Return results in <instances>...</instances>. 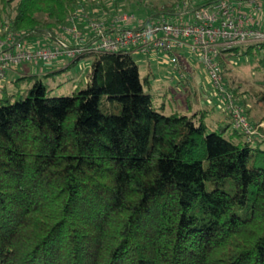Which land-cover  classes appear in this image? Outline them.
<instances>
[{
  "label": "trees",
  "instance_id": "trees-1",
  "mask_svg": "<svg viewBox=\"0 0 264 264\" xmlns=\"http://www.w3.org/2000/svg\"><path fill=\"white\" fill-rule=\"evenodd\" d=\"M214 1L0 0V38L51 39L87 4L175 19ZM242 45L223 54L254 48L264 69V42ZM85 57L86 86L70 94L37 75L0 91V264H264V139L226 111L213 128L207 109L157 110L129 52L69 68Z\"/></svg>",
  "mask_w": 264,
  "mask_h": 264
},
{
  "label": "built area",
  "instance_id": "built-area-1",
  "mask_svg": "<svg viewBox=\"0 0 264 264\" xmlns=\"http://www.w3.org/2000/svg\"><path fill=\"white\" fill-rule=\"evenodd\" d=\"M61 30L53 45L43 47H27L12 35L0 38V80L11 67L23 63L121 51L145 57L161 53L182 78L180 60L187 49L198 57L234 127L246 134L253 131L241 106L227 92L218 58L237 45L264 42L263 0H216L191 10L183 7L175 19L139 18L129 12L96 18L81 11L71 15Z\"/></svg>",
  "mask_w": 264,
  "mask_h": 264
},
{
  "label": "rangeland",
  "instance_id": "rangeland-1",
  "mask_svg": "<svg viewBox=\"0 0 264 264\" xmlns=\"http://www.w3.org/2000/svg\"><path fill=\"white\" fill-rule=\"evenodd\" d=\"M164 1L166 0H148L149 3H162ZM94 8L95 6L92 7L87 4L83 12L96 18L111 16L122 12L133 13L136 17L145 18L147 10L143 5H137L136 7L130 8L126 7L125 4L117 9L111 5V7H109V11H104L100 7ZM244 48L247 49L246 44L240 47V49ZM248 51V57H236L223 54L220 57L222 60L221 68L227 92H229V95L232 97L235 103L241 106L247 120L253 126V131L247 135L251 138L258 137L259 139L263 140L264 69H256V60L258 57H260L259 55L251 58V55L255 49L249 48ZM133 57L137 62L141 79L147 76L150 81V85L144 86V91L153 95L157 110L162 111L159 106L164 104L166 107V111H164L165 114H168L170 109H172L173 112L177 111L185 113L189 103L192 104V109L203 107L204 109L209 110L205 120L208 122L210 127L214 128L218 122L221 123L224 121L226 112L222 110V107L218 102L219 98L217 97L215 90L212 88L208 77H206L203 73L202 65L199 63V59L196 55H193L192 59L194 60V65L197 67L200 76L189 75L190 78L187 81L188 84L183 85L185 88L178 87L176 85L178 76L173 65L170 63L169 58L160 56L155 60H150L151 62L148 65L146 62H144L145 60L143 59V56L133 54ZM91 60L92 59L89 57L81 58L75 63V65L68 69V72L62 75L61 73H55L54 77L52 78L47 76L41 77L43 83L46 85L48 90H50V95L70 94L76 88L85 87L88 81ZM169 74L171 77L168 76ZM198 80L200 81L198 87H193L190 85L193 81L196 83ZM59 82L62 84L59 85ZM165 83L171 86L168 88V92H166L167 90L165 89ZM1 84L2 82H0V86ZM230 88L234 89L236 93H233ZM260 97L262 98L260 99ZM242 99L244 100V104H246V106H242L240 103L239 100ZM110 104V100L102 99L100 108L104 112L112 111ZM212 104L215 105V110L212 109ZM250 107L252 109L251 114L247 115L245 110ZM192 109L191 112L193 111ZM260 147L264 148V143L261 144Z\"/></svg>",
  "mask_w": 264,
  "mask_h": 264
},
{
  "label": "crops",
  "instance_id": "crops-1",
  "mask_svg": "<svg viewBox=\"0 0 264 264\" xmlns=\"http://www.w3.org/2000/svg\"><path fill=\"white\" fill-rule=\"evenodd\" d=\"M24 44L27 47L30 48H35V47H43V46H50L53 45L54 43V37L53 39L51 38H32V39H25L23 40ZM160 56H164L161 53L159 54H155L152 56H148L145 57L143 56V59L145 60L144 62H146L148 65L150 64V60H155ZM192 54H190L188 52V50L186 49L185 51H183V56L181 57L180 63H181V67L184 73V76L182 78H178L176 85L178 87H183L185 88V86L188 84L187 81L189 80L191 75H198L200 76V73L197 70V67L194 65V60L192 59ZM198 58V57H197ZM72 60L70 59H66V58H59L50 62H38V63H23L17 66H13L11 67L5 74V78L0 81L2 82L1 86H0V91L1 89H5L8 92H13L15 90V86H16V80L21 78V77H26V76H32V75H37L40 77H49L52 78L54 77V74L56 73H61L64 74L66 72H68L69 65L71 63ZM200 63V61H199ZM201 64V63H200ZM202 65V64H201ZM203 69V73L205 74V76L207 77L204 68L202 66ZM190 75V76H189ZM169 77L170 74L168 75ZM200 81L198 80L196 83L195 81H193L190 85L191 86H195L198 87L199 86ZM59 84L61 85V82H59ZM165 89L167 90L166 92H168V88H170V85H167V83H165ZM25 87V86H24ZM188 87V86H187ZM192 88V87H191ZM1 95V94H0ZM214 103V102H213ZM207 108V107H206ZM163 113H165L164 111H166V107L163 104V107H161ZM192 109V104L187 105L186 108V112L182 113V114H191L197 111H204L206 109H204L203 107H199L197 109H192L193 111L191 112ZM177 112V111H175ZM174 113L172 109H170V112L168 114ZM181 113V112H178Z\"/></svg>",
  "mask_w": 264,
  "mask_h": 264
}]
</instances>
